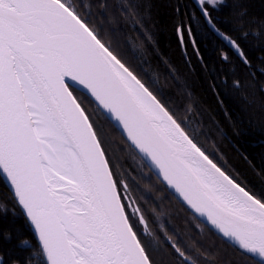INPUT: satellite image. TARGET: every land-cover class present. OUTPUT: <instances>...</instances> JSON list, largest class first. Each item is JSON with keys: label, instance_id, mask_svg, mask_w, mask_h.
Returning <instances> with one entry per match:
<instances>
[{"label": "snow or ice", "instance_id": "obj_1", "mask_svg": "<svg viewBox=\"0 0 264 264\" xmlns=\"http://www.w3.org/2000/svg\"><path fill=\"white\" fill-rule=\"evenodd\" d=\"M194 7L210 22L204 0ZM180 10V5L174 9ZM122 12L118 0H0V264H32V255L39 264H199L176 230L161 225L146 236L138 233L134 218L143 226L145 217L139 204L130 212L129 182L113 171L80 90L108 113L143 159L145 152L153 161L157 154L164 156L161 138L179 145L176 132H183L208 165L197 185L205 206H189L177 194L179 188L174 190L153 169L160 183L189 216L228 241L245 260L264 264V197L220 166L186 120L178 118L183 107L170 108L160 91L104 38V26L119 23ZM124 21L134 31L137 23L144 26L142 18L125 15ZM178 32V43L187 48L184 30ZM187 36L202 60L190 26ZM151 39L145 30L141 45L146 51L145 42ZM232 41V50L250 65L240 40ZM128 44L136 48L131 37ZM219 58L229 60L224 51ZM213 212L223 223L213 221ZM164 215L161 210L154 220ZM192 228L199 234L197 224ZM150 247L161 253L159 258L150 255ZM18 251L30 255L21 258Z\"/></svg>", "mask_w": 264, "mask_h": 264}, {"label": "trees", "instance_id": "obj_2", "mask_svg": "<svg viewBox=\"0 0 264 264\" xmlns=\"http://www.w3.org/2000/svg\"><path fill=\"white\" fill-rule=\"evenodd\" d=\"M118 2L123 12L118 17L120 22L114 24V27L122 34L123 45L131 57V63L140 69L150 84H154L157 79L154 84L156 90L160 91L169 103L174 99L190 106L194 105V112L202 114V117L208 118L215 126L216 119L218 120L222 128L218 136L220 146L225 148L224 153L221 147L217 153L212 147V153L209 150L208 152L214 159L216 155L225 163L230 171L216 159L238 182L257 196L264 197V0H222L215 8L206 6L211 13L210 20L214 28L230 43L233 42V37L240 40L251 61L248 66L243 64L225 41L211 31L196 11L192 0ZM177 5L181 7L179 13L174 11ZM134 12L137 13L136 16L133 15ZM125 15L134 20L142 18L144 26L137 23L134 31L133 26L124 21ZM189 26L202 60L194 55L193 46L189 42ZM180 27L185 32L187 48L178 43ZM145 30L152 36L151 40L145 42L147 51L141 45ZM129 37L136 45L134 50L132 45L128 44ZM222 47V51L229 56L226 62L219 58ZM211 85H214L215 89ZM215 91L219 96L214 94ZM80 97L95 129L99 128L106 146L114 148V158L119 161L121 170L124 171L122 175H125L124 178L128 181H133L132 185L136 186L133 188L130 185L132 192L127 196V202L130 212H135L136 204H139L146 221L142 232L144 236L161 230L160 226L166 225L169 230H176L182 241L190 244L199 264H251L250 259L245 260L226 241L196 218L189 216L182 205L164 190L142 159L134 156L129 144L97 106L81 92ZM193 98L197 105L192 101ZM220 100L223 103H219ZM95 113L99 119L98 124L93 117ZM212 131H216V128ZM116 135L122 137V145L116 142ZM126 153L135 159L134 163L133 158H128ZM145 174H150V177ZM133 189L136 191V201ZM0 191H4L2 185ZM161 210L166 215L154 220ZM193 224L199 226V234L192 228ZM135 227L137 230L136 224ZM24 235L31 243V234L25 232ZM148 243L150 241L146 240V245ZM149 253L154 258L161 255L151 247ZM16 255L25 258L30 252L18 251ZM170 259L165 257L166 261ZM32 264H39L38 256L32 255Z\"/></svg>", "mask_w": 264, "mask_h": 264}, {"label": "water", "instance_id": "obj_3", "mask_svg": "<svg viewBox=\"0 0 264 264\" xmlns=\"http://www.w3.org/2000/svg\"><path fill=\"white\" fill-rule=\"evenodd\" d=\"M192 2L193 4H195L198 3L199 0H192ZM205 22L207 23L208 27L211 29L212 32H214L219 38H221L231 47L230 42H228L224 38V36L214 28L211 21L207 22L205 20ZM80 92L86 95L96 105V103L92 100L90 96H88L82 90H80ZM99 110L105 115V117L110 121V123H112V125L117 129V131L123 136V138L127 142L125 136L122 134L121 129L115 124V122H113L108 117V113L105 112L102 108ZM125 132L126 135L129 134L127 129H125ZM131 135L133 140L138 139L137 134L133 133ZM176 135L179 140V145L170 144L166 140H163L161 138V143L165 147V155L160 156L159 154H157L156 161H153L146 152L142 153L144 159L141 156L140 157L143 159L147 167L151 170L154 177L159 182L160 180L158 179L157 174L153 169H155L156 171H160L162 178L170 180L173 184L174 190H176V188H179V192L177 194L180 195L181 198L184 199L189 206L193 208L204 207L205 205L202 204V197L198 194L199 189L197 188V185L200 184V180L198 179V177L203 175L202 167H208L207 162L193 149V146L188 141L187 137H185L183 132L177 130ZM144 146L147 147V145ZM168 192L177 200L176 196L173 193H171L170 191ZM196 219L198 220V218ZM212 219L217 223H223L222 217L217 215L215 212L212 213ZM204 226L210 230L208 226ZM224 226H226V224ZM212 232L215 233V231ZM221 239L226 241L223 238ZM226 242L231 245L228 241Z\"/></svg>", "mask_w": 264, "mask_h": 264}, {"label": "rangeland", "instance_id": "obj_4", "mask_svg": "<svg viewBox=\"0 0 264 264\" xmlns=\"http://www.w3.org/2000/svg\"><path fill=\"white\" fill-rule=\"evenodd\" d=\"M222 0H212V2L210 3L209 0H204V6H208L210 8H215L217 7L220 3H221ZM199 13V12H198ZM203 18V17H202ZM204 19V18H203ZM205 20V19H204ZM211 21V20H210ZM100 21L97 20V23H99ZM109 28H111L112 30L109 31ZM104 38L106 40H111L114 44V47H116L117 51L123 56V58L125 59L126 63L133 68V70H135L140 76L142 79L145 80L146 83L149 84V86L154 90V91H157L156 90V82H157V79L154 80V84H150L148 82V79L146 78V76H144V74L140 71V69L136 68L132 63H131V57L130 55L128 54L125 46L123 45V39L121 37V33L119 31H117L114 27V24L112 25H105L104 26V29L101 33ZM125 39V38H124ZM255 45V44H254ZM223 47L220 49V51H222ZM244 78V77H243ZM243 80V79H242ZM243 85L245 86V82L242 81ZM86 96V95H85ZM87 97V96H86ZM91 101V100H90ZM192 101L194 102L195 105H197V102L196 100L193 98ZM92 102V101H91ZM93 103V102H92ZM94 104V103H93ZM170 108H182L184 109L183 112H178L177 113V116L179 119H184L186 120V122L188 123L190 129H191V133L193 135H196L198 141H199V144H201V146H203V148L207 149V151L209 150L210 151V147L212 148H215L216 150V153L218 152L219 150V147H221V141H220V137L218 136V132H221V127H220V123L218 122V120L216 119V126L214 124H212L208 118L206 117H202L201 115L202 114H197L194 112V110L192 111H189V108H190V105L189 104H185L183 101H175L173 99V101H171L168 105ZM101 112V111H100ZM102 113V112H101ZM103 114V113H102ZM93 115V114H92ZM104 115V114H103ZM105 116V115H104ZM227 116V115H226ZM94 119L96 120L97 124H98V116L97 114L95 113L93 115ZM201 117L203 118V121L201 122ZM107 119V118H106ZM108 120V119H107ZM109 121V120H108ZM110 122V121H109ZM112 125V123H111ZM113 126V125H112ZM114 127V126H113ZM115 128V127H114ZM213 128H219V131H212ZM99 128H97L96 132L101 140V143H102V139H103V136L99 133L98 131ZM116 129V128H115ZM117 131V129H116ZM115 140L116 142L120 145H122L123 143L121 142V139L122 137H118L117 135L115 136ZM121 138V139H120ZM103 147H104V150L105 152L107 153L108 155V159L110 161V163L112 164V167H113V171L116 173L117 177L118 178H124L125 175H122V171L121 170V166L119 165V161H116L115 158H114V148L112 147H109L108 145L106 146V143H105V140L103 139V143H102ZM224 146H222L220 149L221 151L224 153V150H223ZM132 149V148H131ZM225 149V148H224ZM133 150V149H132ZM123 151V149H122ZM124 152V151H123ZM134 156L136 157H140L134 150ZM211 152V151H210ZM212 153V152H211ZM128 155V156H127ZM214 155V154H213ZM126 156L129 158L132 157L130 154H127L126 153ZM216 159H218L216 157V155H214ZM133 158V157H132ZM141 158V157H140ZM214 158V157H213ZM142 159V158H141ZM220 161V159H218ZM143 161V159L141 160ZM144 162V161H143ZM221 162V161H220ZM145 163V162H144ZM222 165L227 168L229 171L230 169L228 168V166L221 162ZM146 165V163L144 164ZM147 167V165H146ZM149 169V168H148ZM150 170V169H149ZM151 172V170H150ZM152 173V172H151ZM147 175L148 177H150V174H145ZM153 175V173H152ZM154 176V175H153ZM155 179V178H154ZM158 181V180H157ZM129 182V185H131V187H136L133 184V181H128ZM159 182V181H158ZM160 183V182H159ZM161 184V183H160ZM162 185V184H161ZM163 186V185H162ZM164 187V186H163ZM164 190L166 191L165 187H164ZM250 190V189H249ZM132 192L131 188H130V191L126 194L127 196L130 195ZM135 195H136V191L133 189V197H134V200L136 201L135 199ZM172 196V195H171ZM172 198L176 201V199L172 196ZM177 202V201H176ZM128 203V202H127ZM130 209V208H129ZM137 215H139V213H137ZM134 223L136 224L137 226V231L138 233H141L142 236H144L142 234L143 232V226H141L139 223H136L135 222V218H134ZM214 233V232H213ZM215 234V233H214ZM219 237V236H218ZM220 238V237H219ZM231 246V245H230ZM232 247V246H231ZM233 248V247H232Z\"/></svg>", "mask_w": 264, "mask_h": 264}]
</instances>
